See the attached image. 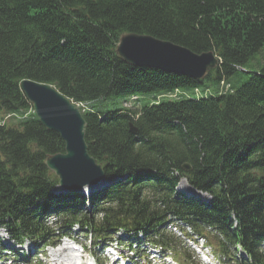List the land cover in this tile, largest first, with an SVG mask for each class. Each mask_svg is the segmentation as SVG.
<instances>
[{"label":"trees","instance_id":"obj_1","mask_svg":"<svg viewBox=\"0 0 264 264\" xmlns=\"http://www.w3.org/2000/svg\"><path fill=\"white\" fill-rule=\"evenodd\" d=\"M128 32L211 50L219 64L201 80L131 66L115 53ZM263 45L264 0H0V117L13 115L0 125V227L34 246L77 224L94 239L122 230L182 247L172 224L225 263L264 264V64L247 68ZM23 79L84 105L88 154L115 182L89 198L53 192L44 161L64 143L33 113ZM120 96L134 105L106 107ZM182 178L209 203L177 192Z\"/></svg>","mask_w":264,"mask_h":264},{"label":"water","instance_id":"obj_2","mask_svg":"<svg viewBox=\"0 0 264 264\" xmlns=\"http://www.w3.org/2000/svg\"><path fill=\"white\" fill-rule=\"evenodd\" d=\"M115 53L131 66L150 67L195 80L204 78L219 62L213 51L196 53L171 41L133 32L119 37ZM19 87L41 124L64 142L63 153L45 159L47 167L58 176L59 187L69 191L104 183L101 165L87 152L85 121L79 109L47 83L24 79ZM130 132H136L132 124ZM182 169L189 170L190 166L184 163Z\"/></svg>","mask_w":264,"mask_h":264},{"label":"rangeland","instance_id":"obj_3","mask_svg":"<svg viewBox=\"0 0 264 264\" xmlns=\"http://www.w3.org/2000/svg\"><path fill=\"white\" fill-rule=\"evenodd\" d=\"M263 64H264V45L260 49V51L257 52L254 55V57L249 61L248 65H247V68L250 71H255V70L259 69ZM192 95L195 96L193 93H192ZM160 99L161 100H165V98H160ZM134 103L135 102L130 101V98L129 97H121L120 96V97H114L112 102L107 101L106 102V107H109V108H118V107H123L124 105H126L127 107L131 105V107H132L134 105ZM184 186H185L184 181H181L178 187L184 189ZM72 235L73 236H76L79 239L86 240V242L88 243V236H82V234H80L77 231L76 228H73V234ZM0 237L2 238V240L4 242H6V235H5V233L2 230H0ZM59 243H60V244H58L59 246L56 245L57 247L55 246V247H47V248H45L44 249V255H46L48 257H52V258L56 259L58 262H60V263L63 262V264H66V262H64V259H66V256L69 254L68 251H65L59 258H58V256H59L58 253L55 254V252L57 251V249L61 248L62 246H66V244L63 243L62 240H59ZM200 243H201V241H199V244ZM62 244H65V245H62ZM17 249H18V252L19 253L20 252H24V253L29 252L30 253V258L36 252V250L34 249V247L31 246V244L29 242L24 243L23 246H20ZM196 250L198 251L197 248H196ZM196 250L194 251V253H196L198 255V253L196 252ZM206 250L208 251L210 249L209 248H206ZM239 253L242 254L241 251ZM191 254H192L193 258L197 259L196 254H193V253H191ZM242 256H243V254H242ZM201 263L202 264H205L203 262H201ZM197 264H200L198 262V260H197Z\"/></svg>","mask_w":264,"mask_h":264},{"label":"bare ground","instance_id":"obj_4","mask_svg":"<svg viewBox=\"0 0 264 264\" xmlns=\"http://www.w3.org/2000/svg\"><path fill=\"white\" fill-rule=\"evenodd\" d=\"M65 250H69V248H68V247H67V248L64 247V248H62L61 250L56 251L55 254L58 253V255L60 256V255L62 254L61 252H62V251H65Z\"/></svg>","mask_w":264,"mask_h":264}]
</instances>
